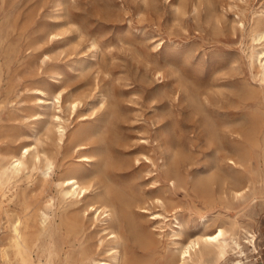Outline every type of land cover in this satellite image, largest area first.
Here are the masks:
<instances>
[{
    "label": "rangeland",
    "instance_id": "rangeland-1",
    "mask_svg": "<svg viewBox=\"0 0 264 264\" xmlns=\"http://www.w3.org/2000/svg\"><path fill=\"white\" fill-rule=\"evenodd\" d=\"M257 32L264 0H0V161L30 146L27 168L0 190V264H86L112 248L117 264H181V243L235 218L257 233L246 264L264 262ZM46 157L54 168L41 186ZM65 171L81 175L85 197L58 198ZM217 175L225 184H211ZM205 181L204 193L195 184ZM118 191L140 235L122 218ZM26 207L36 234L19 263L6 222Z\"/></svg>",
    "mask_w": 264,
    "mask_h": 264
},
{
    "label": "bare ground",
    "instance_id": "bare-ground-1",
    "mask_svg": "<svg viewBox=\"0 0 264 264\" xmlns=\"http://www.w3.org/2000/svg\"><path fill=\"white\" fill-rule=\"evenodd\" d=\"M255 36H256L255 40L260 43L262 40H264V32H257ZM263 47H264V43L262 44L260 48L253 49L252 54H251V56L255 54V56L260 61V64L262 67L261 68L262 76L260 75V78L264 77V49ZM37 90L40 91L41 93L40 89H37ZM72 105H73L72 108H74L75 104H72ZM208 135L210 139L219 138V135L217 134V129L212 124L208 125ZM23 149L24 151L20 153L16 151H13L12 153H10L8 155V161L6 163H2L0 161V190L4 186H9L10 184L13 183V181L17 180V178L20 176V174L23 171V166L24 168H27L26 163L24 162L23 159L26 157V154L29 153L30 146H25ZM33 158L37 162L39 161L37 153H35ZM84 159H87V158H84ZM174 161H175L174 165L178 166L179 159L177 158ZM52 168H54L53 162L49 158L46 157L45 158V170L42 172L44 179L40 183L41 186L46 183L47 175L49 174V171ZM65 174L69 175V171H65L59 174L57 178L56 187L58 188V198L66 201L67 199L72 200L71 197L77 198L78 196H81V199L85 197L89 187L84 185L82 181H80L81 175L79 173H73L71 174L72 176L64 179L62 176ZM214 180H217L220 183V185H223L226 182V178L224 176H219V175H217V177L211 180V184H213ZM173 184L175 185L174 182ZM195 185L197 186L198 190H202L204 191V193L208 190L207 186H209V184H207L206 181L205 183L199 182ZM241 187H242L241 180L236 179L233 182V186H232L233 198L238 199L243 196L244 192L240 190ZM112 193L114 195L113 199L117 200L122 205V208H123L122 218L128 223V225L130 226L134 234L140 235V232H141L140 226L135 222L134 218L125 211V208L129 207L131 202L122 192L118 191V192H112ZM43 201L45 203L43 208L45 209H43L41 212V219H42V222L44 223L46 220L49 219V215L47 214V209L51 208L53 198L45 197ZM94 204H88L86 207V211L93 210L97 212L99 208H95ZM106 207L107 206H102V209L104 208V210L99 211L97 214V217L108 211L106 210ZM0 209H1V206H0ZM28 210L29 208L26 207L22 215H16V217L13 219L8 218L6 222V227L12 230L13 232V244L11 245V248L13 249L14 256L19 263L26 262L27 260L26 254L28 253V250L30 249L29 248L30 240L36 234L34 220L32 217H30ZM155 215L156 216L152 217L153 219L162 217V215L160 216L159 214H155ZM245 226H247V223L241 222L237 218H235L226 223H222L220 226H217L215 231L211 234L201 233L197 235L196 237L189 239L186 243H181L180 249L178 250L181 264H184L186 261H188L189 258H191L192 252L194 253V255L197 254V256L195 255L197 258L194 262L192 260V264H207L205 261L206 257H212L214 259V264H246L248 263L250 261L249 257L257 253V242L255 240L257 233L254 231L251 225H248L247 228ZM110 234H112L110 238L117 237V235H115L114 232H111ZM178 235H179L178 233L174 234L175 237ZM142 237L143 235H141V241L144 245H146L148 243V240L145 238L142 239ZM55 251H56V246L54 245L52 252H55ZM3 256L6 259H8V251L4 250ZM118 256H119V251L117 250V248H112L108 260H100V259L95 260L94 258H91L86 264H117L119 260ZM230 257L232 258V260L227 261L228 259H230Z\"/></svg>",
    "mask_w": 264,
    "mask_h": 264
},
{
    "label": "built area",
    "instance_id": "built-area-1",
    "mask_svg": "<svg viewBox=\"0 0 264 264\" xmlns=\"http://www.w3.org/2000/svg\"><path fill=\"white\" fill-rule=\"evenodd\" d=\"M263 249H264V247H263ZM257 261V260H256ZM259 264H263L264 262H262V260H260V261H257Z\"/></svg>",
    "mask_w": 264,
    "mask_h": 264
}]
</instances>
